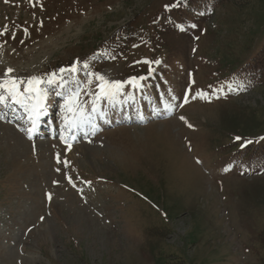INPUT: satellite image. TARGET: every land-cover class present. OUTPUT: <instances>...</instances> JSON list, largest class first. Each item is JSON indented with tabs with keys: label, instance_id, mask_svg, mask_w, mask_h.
<instances>
[{
	"label": "rangeland",
	"instance_id": "1",
	"mask_svg": "<svg viewBox=\"0 0 264 264\" xmlns=\"http://www.w3.org/2000/svg\"><path fill=\"white\" fill-rule=\"evenodd\" d=\"M263 44L264 0H0V264H264Z\"/></svg>",
	"mask_w": 264,
	"mask_h": 264
},
{
	"label": "snow or ice",
	"instance_id": "2",
	"mask_svg": "<svg viewBox=\"0 0 264 264\" xmlns=\"http://www.w3.org/2000/svg\"><path fill=\"white\" fill-rule=\"evenodd\" d=\"M7 3L8 0H5ZM179 6V4H177ZM42 23V22H41ZM193 28L197 27L195 24L192 25ZM7 34V27H5L4 33ZM14 38V37H13ZM79 63V62H77ZM139 63V61H138ZM144 63H151L150 61H144ZM157 63H159L157 61ZM76 68H73L72 71H76ZM14 70L12 68H8L6 70V74H11ZM63 72L64 69H61ZM151 71V69H150ZM55 75V73H53ZM99 81L101 82L99 87V94L96 96V100H100L101 98L104 99H115V97L121 92V90L124 88L125 83H133L136 80H142L145 79L143 77H131L128 81H120V80H108L105 78L104 75L98 76ZM52 81H49L51 83ZM25 83V81L20 79H12V80H5L3 83H0V88H6L9 92V94L12 97V100L14 103H23V100L21 99L22 93L19 92V85ZM42 83V81L38 77H31L27 80L28 84V92H37L38 89L35 87L36 85H39ZM78 96L79 93H74L73 96L69 97V101L66 103V110L68 112L73 113V116L71 118L65 117L66 120L69 122V126H76L80 121L77 120L76 113H79L80 120L84 119V111L85 109L79 104L78 102ZM218 98V97H217ZM7 99L6 96L0 95V102H3ZM43 107L42 104H37L32 108V115L36 118H38L40 114V109ZM95 101L93 103L92 111H95ZM181 120H184L185 118L183 116L180 117ZM35 123V121H33ZM189 127H192L191 124L188 125ZM237 139H240L237 137ZM261 139H264V137H261ZM248 143H251V141H248ZM69 150H71V145L68 146ZM57 161H60L59 155L57 156ZM67 163L66 161L64 162ZM59 171V169H57ZM69 182H72V177H68ZM54 183H59L58 181H54ZM86 183L91 184V181H86ZM75 187V185H73ZM79 191L83 192V189H79ZM48 200L51 201L52 194L48 193ZM43 219V217H41Z\"/></svg>",
	"mask_w": 264,
	"mask_h": 264
},
{
	"label": "trees",
	"instance_id": "3",
	"mask_svg": "<svg viewBox=\"0 0 264 264\" xmlns=\"http://www.w3.org/2000/svg\"><path fill=\"white\" fill-rule=\"evenodd\" d=\"M251 65L254 69L253 74H256L259 77H264V44L258 51L257 55L253 58Z\"/></svg>",
	"mask_w": 264,
	"mask_h": 264
},
{
	"label": "bare ground",
	"instance_id": "4",
	"mask_svg": "<svg viewBox=\"0 0 264 264\" xmlns=\"http://www.w3.org/2000/svg\"><path fill=\"white\" fill-rule=\"evenodd\" d=\"M131 77H137V76H131ZM131 77H129V78H131ZM129 78H128V80H129ZM139 81H140V80H136V81H134V82H133V83H134L133 85H135V84L138 83ZM136 85H137V84H136ZM136 85H135V86H136ZM40 102H41V100H40L39 98L33 100V104H34V106L37 105V104H41Z\"/></svg>",
	"mask_w": 264,
	"mask_h": 264
}]
</instances>
